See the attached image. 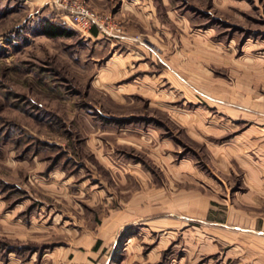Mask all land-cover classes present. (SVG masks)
I'll use <instances>...</instances> for the list:
<instances>
[{
    "label": "rangeland",
    "instance_id": "rangeland-1",
    "mask_svg": "<svg viewBox=\"0 0 264 264\" xmlns=\"http://www.w3.org/2000/svg\"><path fill=\"white\" fill-rule=\"evenodd\" d=\"M167 5L181 20L173 26L168 19L166 33L156 35L151 47L156 58H162L157 52L165 57L177 50L183 62L176 69L185 83L159 61H149L145 74L126 73L133 58L123 72L96 79V70L116 52L95 54L94 40L71 24L68 34L40 32L44 17L65 21L50 0H0V263L8 256H31L35 264L45 259L42 252L61 242L51 224L64 218L71 236L74 227L92 230L101 212L91 188H102L99 199L110 193L124 198L127 190L118 187L116 172L133 164L147 169L151 188L166 195L162 205L151 202L159 208L151 214L172 211L171 197L195 188L218 218L231 194L237 199V173L217 170L208 145L221 144L239 127V110L224 102L264 98V0ZM194 56L196 62L186 61ZM181 157L195 169L175 174ZM189 215L197 229L189 221L167 228L157 253L133 264H253L249 240ZM152 233L140 250L157 239ZM89 259L96 264L72 258Z\"/></svg>",
    "mask_w": 264,
    "mask_h": 264
},
{
    "label": "crops",
    "instance_id": "crops-1",
    "mask_svg": "<svg viewBox=\"0 0 264 264\" xmlns=\"http://www.w3.org/2000/svg\"><path fill=\"white\" fill-rule=\"evenodd\" d=\"M83 1L96 11L111 12L117 20L121 21L123 31L127 34L125 37L103 35L94 25L83 33L85 37L94 40L95 54L116 52L96 70V79L112 78L115 74L123 72L126 69L125 65H128L133 58L135 64L131 62L132 68L130 69L129 66L128 70H125L126 73L128 71L133 74L135 70L141 69V74H145L144 69L149 61H159L170 72H168L169 76L172 74L173 79L178 78L184 83L187 82L184 81L185 76L176 69L177 63L183 62L178 59L176 49L165 57L157 52V55L162 58H156L151 47L152 44H156V35L160 38L162 33L163 36L166 33L168 19L173 22V26H177L176 21L181 20L182 14L180 12L177 14L174 6L167 5V0H159L162 4L159 7L152 0ZM155 1L157 3L158 0ZM64 20L68 23L65 15ZM133 33L137 34V38L130 37ZM140 33L145 36H140ZM194 60L198 58L194 56L186 59V61L196 62ZM186 84L193 88L197 86L190 81ZM223 105L229 110H239L241 117L238 129L225 137L221 144L208 145L210 156H213L216 162L213 166L217 170L225 168L238 175L237 199L234 196L236 194H231L229 204L223 205L221 209V217L220 215L219 218L215 217V206L205 200L206 198L197 188L185 195L179 193L171 197L172 211L163 215L159 212L151 214L152 208L159 209L151 202H159L158 205H162L166 195L159 187L151 188L147 169L133 164L125 170L118 169L116 172L118 187L127 190L124 198L117 193H110V195L102 196L105 200L99 199L96 194L98 195L102 188H91L93 197L91 200L94 201L96 208L100 206L98 212H101L92 230L79 226L80 231H76L74 227L75 234L71 236V227L65 224V218L62 224L56 223L57 226L55 223L51 224L53 228L50 232L54 236L57 233L61 242L52 244L50 248L43 251L42 255H46V258L41 259L37 264H57L63 258L77 260L93 258L96 264H108L110 259L114 264H133L134 259L155 255L157 248L162 245L166 230H171L167 228L189 223L192 218L189 214L204 216L203 222L219 223L229 231L237 233L240 238L249 240L250 248L255 253L253 264H264V98L256 97L253 101L250 100L244 104L224 102ZM213 121L211 123L213 128H218ZM173 168L174 173L177 174L182 173L185 168L193 169L194 166L187 158L181 157ZM223 169L221 171H226ZM191 171L194 172V170ZM196 172L199 173V171ZM208 176L211 177V174L209 173ZM209 177L206 181L211 180ZM135 184L138 188L130 190ZM109 196L111 199L108 198ZM109 200L114 202L109 205ZM183 209L186 213L182 212ZM175 210L180 211L175 212ZM56 220L55 222L58 221ZM190 226L191 230L197 229V224L192 220ZM225 228L223 229L228 231ZM152 232H155L154 237L157 239L147 249L140 250L142 239L151 238ZM107 251H109V257ZM19 259L18 256H8L0 264H35L32 263L31 256L23 260Z\"/></svg>",
    "mask_w": 264,
    "mask_h": 264
},
{
    "label": "built area",
    "instance_id": "built-area-1",
    "mask_svg": "<svg viewBox=\"0 0 264 264\" xmlns=\"http://www.w3.org/2000/svg\"><path fill=\"white\" fill-rule=\"evenodd\" d=\"M55 8L66 16L68 24L73 25L81 33L87 32L94 25L97 31L103 35L122 36V25L110 14L96 11L90 8L83 0H50ZM137 38V35H132ZM57 264H93L92 261H76L71 258H63Z\"/></svg>",
    "mask_w": 264,
    "mask_h": 264
},
{
    "label": "trees",
    "instance_id": "trees-1",
    "mask_svg": "<svg viewBox=\"0 0 264 264\" xmlns=\"http://www.w3.org/2000/svg\"><path fill=\"white\" fill-rule=\"evenodd\" d=\"M39 29L40 32L49 36L68 34L71 31L69 24L62 19L53 20L47 17L42 18Z\"/></svg>",
    "mask_w": 264,
    "mask_h": 264
}]
</instances>
